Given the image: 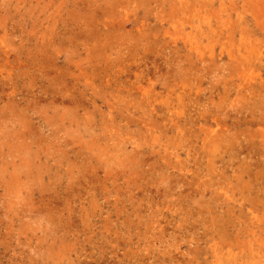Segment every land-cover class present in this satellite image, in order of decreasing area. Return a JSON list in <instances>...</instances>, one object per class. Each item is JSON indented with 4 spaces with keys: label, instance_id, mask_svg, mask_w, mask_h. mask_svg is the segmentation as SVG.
Masks as SVG:
<instances>
[{
    "label": "rangeland",
    "instance_id": "rangeland-1",
    "mask_svg": "<svg viewBox=\"0 0 264 264\" xmlns=\"http://www.w3.org/2000/svg\"><path fill=\"white\" fill-rule=\"evenodd\" d=\"M0 264H264V0H0Z\"/></svg>",
    "mask_w": 264,
    "mask_h": 264
}]
</instances>
